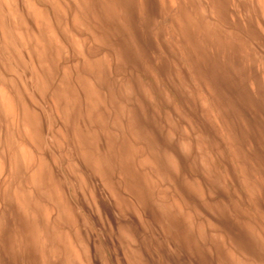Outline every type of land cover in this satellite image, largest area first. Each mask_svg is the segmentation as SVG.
Returning a JSON list of instances; mask_svg holds the SVG:
<instances>
[{
    "label": "rangeland",
    "instance_id": "1",
    "mask_svg": "<svg viewBox=\"0 0 264 264\" xmlns=\"http://www.w3.org/2000/svg\"><path fill=\"white\" fill-rule=\"evenodd\" d=\"M0 1L1 61L14 79L24 75L25 115L39 123L37 141L62 183L42 180L34 162L24 166V180L12 176L13 202L21 204L14 197L24 194V219L9 212L3 261L35 264L34 255L41 264L52 257L54 264H83L78 240L53 205L64 200L65 179L80 186L68 167L82 149L87 164L102 165L87 169L85 193L103 195L94 190L98 181L117 191L125 238L109 231L107 239L97 226L90 233L93 245L106 246L111 264H264V0H30L41 17L27 0H8L24 23L22 41L2 30V21L17 26V20ZM61 86L85 137L74 150L61 139L63 117L54 102ZM134 110L152 127L154 150L141 153L138 141L123 169L126 119ZM118 117L124 136L113 122ZM45 214L55 234L43 236L54 246L48 261L36 233ZM19 221L25 252L16 260Z\"/></svg>",
    "mask_w": 264,
    "mask_h": 264
},
{
    "label": "bare ground",
    "instance_id": "2",
    "mask_svg": "<svg viewBox=\"0 0 264 264\" xmlns=\"http://www.w3.org/2000/svg\"><path fill=\"white\" fill-rule=\"evenodd\" d=\"M3 1L7 2L6 4L8 6L7 9L9 11V15H11V17H13L12 14L13 15L15 14L14 19L16 18V20H17V22H15V23H17V26L14 24V22L11 23V20H10V23H8V21L7 22L2 21L1 22V28L4 32H7L6 27H8L9 29H11L13 31V33L16 34L17 39L22 41V34H24V32L22 31V28L24 26V23L22 22L21 18L18 16L16 10L14 11L12 9V11H11V8H9V5H8L9 4L8 0H3ZM27 1L30 5V8L32 9V11L37 12V14L39 13V15L41 17L42 14L36 8L37 6H35V4L32 3L30 0H27ZM22 6H20V7H22ZM25 7H27V6H24V8ZM21 11H23V10H21ZM19 12H20V10H19ZM4 14H5V12H4ZM4 14H3V17L0 19H4ZM6 17H7V14H6ZM43 18H45V17H43ZM48 26H49V24H48ZM51 30L53 31L52 28H51ZM51 30L49 31L50 33L52 32ZM13 33H12V35H13ZM7 34H9V33L7 32ZM53 38L56 39L55 37H53ZM19 40H18V42H20ZM55 42L57 43V41H55ZM10 50H11V48H10ZM38 58H39V56H38ZM13 59H14V57H13ZM17 59L22 60V58L19 56L18 58L14 59V61H16ZM8 60H10V59H8ZM2 61L0 58V185L2 184L1 190H0L1 191L0 192V264H7L5 261H3L4 260L3 250L5 249V245H6L5 238L8 234L9 226H10L9 225L10 224L9 212L13 213V212L17 211L18 214H21L23 216V217H20V219H24V194L18 193V194H15V197H14L17 201L21 200V204L17 205L16 202H13V194L11 191L10 180H12L13 177H14V180H16V181L19 180V182L21 180H24V166H27V167L29 165L32 166L33 162L36 164L35 168L38 169L39 175L42 173V171L44 172L45 176H44V178H42V180H45V182L47 180L48 184H49V182H51V183L55 182L57 185H59V183H61V181L58 182L57 180H61V179L58 177L59 175L56 172V168H58V165L54 161L52 163H50V160L48 161L47 155L45 153V148H43L45 145L41 146V143L37 141L38 140L37 132L39 131V123L35 122L33 119H31V120L29 119L30 120V122H29L28 118L25 115L24 100H26V99H24V75L22 74V77L15 76L18 78L14 79L10 74V70H7L6 69L7 67L3 66ZM19 63H21V62H19ZM22 63H23V61H22ZM39 64L41 65V62H39ZM19 65H21V64H19ZM37 70H38V68H37ZM41 76H43V75H41ZM44 80L45 79H43V81ZM69 116H71L70 106L66 105L63 117L67 118ZM69 120H70V118H69ZM14 127L15 128L17 127V134L19 135V139L16 137V135L14 133V130H13ZM41 127H42V125H41ZM41 131H40V133H42ZM54 139L56 140L55 137H54ZM54 139H52V140H54ZM145 139H146V137H145ZM24 140H26L28 142V145H30L32 151H31L30 147L27 148V145L24 147ZM153 146L154 145H152L151 147H153ZM152 150H154V149H152ZM36 153L40 154L41 156L37 155ZM42 154H43V156H42ZM74 155L76 156L74 159L75 161H74V163L71 162L72 164L69 165L68 169L71 170L70 176L72 177V180H73V176L78 177V181H79L78 184H80V186L77 188L78 189L77 190L74 188V186L70 182L69 183L67 182V179H65L66 184L64 186L62 185L63 186L62 188H63L64 200L60 197L59 201L53 203V205L56 207V210H57L56 216L60 221H62L67 226H69V229L73 233L74 238H76L78 240L77 241L78 245L81 246V248H82L79 251L80 253H78V255H81L82 259L84 258L83 264H111V260L108 256V251H107V249L104 248L105 245L101 249H99L96 245H93L91 243L92 241L90 240V238H92L90 236V233L97 226L100 228V230L103 231V236H106L107 239L111 238V236L108 233L109 231H111V233L113 231H117V233H116L117 239L124 237L123 235L120 234V232L118 230V225L120 223H118L117 219H119V217H121V216L115 211L114 202H113L114 201L113 198L115 197V199H116L117 194L115 192H117V191L114 190V192L112 191L113 193L107 191L102 186L103 184L98 181V184H95L94 190H97V188L99 187L100 188L99 191H102L103 195H95L96 193L94 194L93 190L91 191V193H88V192L85 193L84 188L88 184L87 180H90V181L92 180V174L87 170V168H85L81 164V162L78 159L77 153ZM147 160H149V162H150V160H152V159L149 157H146L145 161L147 162ZM52 165L55 168V173H54V171L50 172V169H51L50 167ZM100 167H102L101 164L97 166V168H100ZM74 168L78 169V173L75 172ZM104 174H105V172H104ZM68 175H69V172H68ZM45 178H47V179H45ZM80 178H82L84 180H80ZM51 180H53V182ZM16 181H15V183H16ZM95 181L97 182V180H95ZM19 184H21V183H19ZM21 186H22V184H21ZM69 189H72L74 197L76 199L78 198L80 207L79 206L74 207L76 202L70 196L69 193L71 191L68 192ZM145 191H147V190H145ZM142 192L143 191L141 190V193ZM54 193H55V191H54ZM104 193H106V194H104ZM56 194H57V192H56ZM45 195H46V193H45ZM143 195L146 196L145 194H143ZM55 196H57V195H55ZM26 198H27V201H28V199H31V200L33 199L32 195L29 194V192L26 193ZM87 199H89V202ZM145 199L146 198L144 197V201H145ZM145 203L147 204V202H145ZM88 204L90 205V207L88 206ZM90 214H92V215L94 214L93 219L90 217ZM47 216L48 215H46V217H45L46 220L44 221L45 225L38 224L39 230H38V232L36 231V233H38V235L40 237L38 239L39 240L41 239L43 242L42 243L43 249H40L41 255L43 254L42 255L43 258H45L48 261L50 259L48 256V251L54 249V246L52 244H49L50 243L49 238H44L43 236L49 235V236H51V238L53 237L52 239H54L55 234H54V229L48 225L50 222V218H49V216L48 217ZM164 222H166V221H164ZM138 228H140V227H138ZM19 229L20 230H18V236H19L18 239L20 240V243L16 244V249L14 251V256H15L16 260H18L20 255L23 256V253L25 252L24 247H23L24 233H23L21 221H19ZM106 229H108V231H106ZM127 230H129V228H125V231H127ZM113 237H114V235H113ZM135 243H137V242H135ZM67 245L69 248H71L73 250V248L71 246L72 244L70 243V241L68 242ZM121 245H123V244H121ZM74 249H75L74 251L76 252L77 248H74ZM133 250H135L137 252L138 256L141 253L140 248H137L135 245L133 247ZM29 251L32 252L33 250L29 247ZM20 252H21V254H20ZM46 252H47V254H46ZM26 253H28V252H26ZM33 253H34V251H33ZM45 255H46V257H45ZM32 257L35 258V264H41L39 262V258H37L38 256L36 257V256L32 255ZM41 261H42V259H41ZM49 261H50L49 264H54L55 263L54 257H52ZM140 261H142V259ZM44 262H45V260H44ZM117 262H118V264H121L118 260H117ZM143 263L145 264V261ZM127 264H129V263L127 262Z\"/></svg>",
    "mask_w": 264,
    "mask_h": 264
},
{
    "label": "crops",
    "instance_id": "3",
    "mask_svg": "<svg viewBox=\"0 0 264 264\" xmlns=\"http://www.w3.org/2000/svg\"><path fill=\"white\" fill-rule=\"evenodd\" d=\"M112 3L110 4L111 6H113V4H114V3L113 4ZM117 4H118V2H117ZM85 6L87 7V3H85ZM86 15H87V13H86ZM88 16L89 15H87L86 20H87ZM76 21H77V18H76ZM85 25L87 26L86 23H85ZM54 102L57 105L58 109H60V111L62 113V117H63L64 112H65V106L66 105L70 106L71 116H69L67 118H65V117L62 118L63 123L59 129H60V133L62 135L61 139H63V141L65 140V143H67V146H69L71 149H73L75 147V142L82 143V141L85 139V137L82 134V130H81L82 127L80 126L81 125L80 122L74 123L71 121V118L73 115L72 109H73V106L75 105V103L72 102V100L69 96V91H68L67 86L66 87H62V86L60 87V91H58L54 97ZM132 115L129 114L127 116V119H126V129L128 131V137H126V141H124V145L126 148L122 150V152L124 153V154H122L123 155L122 160L126 164L124 167H122L123 169L125 167L130 168L129 162L132 159V157L136 156L135 154H137V148L138 147H135V145L138 143V141L141 142V144H142L141 147L138 148V150L141 151V153H143V152L150 153L152 150V148L150 147L151 146L150 144L152 143L151 139H150V137H152L150 130L152 129V127L151 126L149 127V125H147V123L142 121L144 116L139 115L136 110L132 111ZM119 117L114 119L113 122H114V125H116L117 127H120L119 131L123 134L122 136H124L125 132L123 131V128H122L123 126L121 124V120L119 119ZM69 118H70V120H69ZM78 121H80V119ZM69 136H71L70 140H69ZM145 137H146V139H145ZM106 140H107V142H110V138L108 136H107ZM90 143H91V141H89V144ZM84 152H85V150H82V149L75 150V153H77L78 159L81 162V164L87 169L92 168V167H97V165H93L94 163L90 164V165L87 164L86 161H89V159H88V156ZM107 152L110 155V154H114L115 151L107 150ZM79 154H82V156H79ZM114 156L116 157V160H117V156L116 155H114Z\"/></svg>",
    "mask_w": 264,
    "mask_h": 264
}]
</instances>
